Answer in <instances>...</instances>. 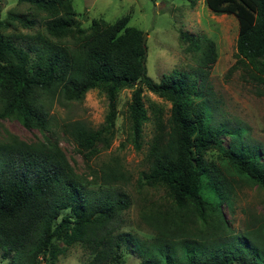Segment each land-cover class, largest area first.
Here are the masks:
<instances>
[{
  "label": "trees",
  "instance_id": "trees-1",
  "mask_svg": "<svg viewBox=\"0 0 264 264\" xmlns=\"http://www.w3.org/2000/svg\"><path fill=\"white\" fill-rule=\"evenodd\" d=\"M18 1L36 14L20 16L19 22L43 33L27 36V46H19L2 32L11 22L0 18V117L45 133L53 122L49 105L54 101L82 102L89 91L102 89L109 100V129L119 92L134 88L129 110L138 146L149 121L146 88L172 108L167 123L157 120L143 181L165 188L171 203L142 215L154 233L152 240H142L124 231L129 196L90 188L128 183L122 167L104 164L89 181L77 174L57 143L29 144L10 136L0 140L1 258L7 264H56L80 244L92 256L87 264H124L125 251L139 264H264V216L246 211L245 228L238 234L223 210L234 183L264 190V152L251 143L247 128H231L216 117L210 82L216 43L191 40L202 50L197 67L173 70L156 83L147 75L144 34L128 25V17L114 24L94 20L87 35L74 0ZM206 4L215 14L237 18L238 62L251 64L264 83V0ZM62 131L88 161L105 129L94 131L76 121L63 124ZM223 137L230 139L227 146ZM210 150L218 151L217 163L207 159Z\"/></svg>",
  "mask_w": 264,
  "mask_h": 264
},
{
  "label": "rangeland",
  "instance_id": "rangeland-1",
  "mask_svg": "<svg viewBox=\"0 0 264 264\" xmlns=\"http://www.w3.org/2000/svg\"><path fill=\"white\" fill-rule=\"evenodd\" d=\"M73 7L87 35L91 34L94 20L114 24L124 17L129 18L130 27L147 34V75L156 83L173 70L190 72L197 67L202 50L195 48L191 40L199 39L201 43L206 39L213 40L218 58L210 82L217 106L216 117L231 128H247L251 143L260 145L264 152V96L261 95L264 83L260 80L263 75L248 62H238L239 23L234 15L213 13L206 0H74ZM30 15L36 16L27 3L0 0V18L11 22L10 27L2 32L11 36L19 46H27V36L43 33V29H27L19 22L20 16ZM12 16L17 19L9 20ZM182 34H187L188 38L183 39ZM133 91L134 88H125L119 92L112 128L107 129L110 106L106 93L95 89L89 91L82 102L56 100L49 105L53 122L45 133L28 130L15 118L0 117V140L12 136L29 144H38L49 139L59 145L77 174L89 181L104 164L122 167L129 178L128 183L112 187L93 185L90 188L127 194L131 207L125 212L124 231L142 240H152L154 233L143 223L142 215L156 207L168 206L171 199L165 188L147 186L143 174L149 170V150L156 134L157 120L161 118L164 123L168 122L172 104L144 88L143 102L149 121L143 125L137 146L129 110ZM76 121L85 123L94 131L105 129L96 153L88 161L62 131L63 124ZM223 143L227 146L230 139L223 137ZM206 157L217 163L219 153L210 150ZM223 210L234 232L240 234L245 228L246 211L264 216V190L247 183H234L231 199ZM1 254L0 251V264H7ZM124 255V264L140 263L136 255L128 251ZM91 258L84 247L76 244L56 264H87Z\"/></svg>",
  "mask_w": 264,
  "mask_h": 264
},
{
  "label": "water",
  "instance_id": "water-1",
  "mask_svg": "<svg viewBox=\"0 0 264 264\" xmlns=\"http://www.w3.org/2000/svg\"><path fill=\"white\" fill-rule=\"evenodd\" d=\"M147 34H144V36H143V45L144 46H147Z\"/></svg>",
  "mask_w": 264,
  "mask_h": 264
}]
</instances>
